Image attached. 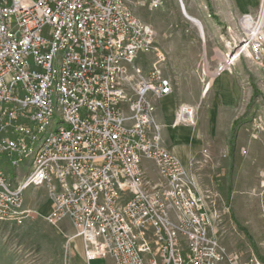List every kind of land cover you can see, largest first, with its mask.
Here are the masks:
<instances>
[{
  "label": "built area",
  "instance_id": "built-area-1",
  "mask_svg": "<svg viewBox=\"0 0 264 264\" xmlns=\"http://www.w3.org/2000/svg\"><path fill=\"white\" fill-rule=\"evenodd\" d=\"M130 3L0 0V221L23 224L26 191L45 187L46 221L70 219L87 264H251L227 252L216 199L164 146L154 100L174 83L154 26ZM257 26L252 43L221 53L218 74L246 48L257 54ZM175 117L174 127L195 125L196 109L182 104Z\"/></svg>",
  "mask_w": 264,
  "mask_h": 264
},
{
  "label": "rangeland",
  "instance_id": "rangeland-1",
  "mask_svg": "<svg viewBox=\"0 0 264 264\" xmlns=\"http://www.w3.org/2000/svg\"><path fill=\"white\" fill-rule=\"evenodd\" d=\"M156 1L131 0L156 29L159 45L172 53L180 50V44L196 40V46L188 50L200 55L196 70L183 72L188 79L182 87L177 86L172 64L162 66L174 80L178 108L194 105L197 116L195 125L170 127L179 139L168 129L171 137L163 136L164 146L180 149L200 178L201 188L216 199L212 210L222 215L216 229L227 252L251 264H264V44L257 54L243 53L232 70L221 74L216 70L230 43L246 38L247 21L253 28L261 24L264 32L262 0ZM191 16L210 25L205 38L200 20ZM153 62L150 56L144 72ZM190 77H197L199 94H195L196 80ZM24 197L31 216L20 225L0 221V264H78L81 256L87 264L70 219L58 224L46 221L53 207L48 190L32 188ZM94 264L113 262L107 258Z\"/></svg>",
  "mask_w": 264,
  "mask_h": 264
},
{
  "label": "crops",
  "instance_id": "crops-1",
  "mask_svg": "<svg viewBox=\"0 0 264 264\" xmlns=\"http://www.w3.org/2000/svg\"><path fill=\"white\" fill-rule=\"evenodd\" d=\"M130 8L132 9V11H134L144 22L147 23V21L141 16L142 15V11L141 9H139L138 7L134 6V3L132 4V2L130 3ZM253 9V7H252ZM191 18L194 19H198L200 20L201 24L203 25V38H205V34H206V30L210 33L211 28L210 25L208 23H206L204 21V19H200L199 17L195 16ZM192 20V21H193ZM194 22V21H193ZM194 24H197L196 22H194ZM199 26V24H197ZM200 28V26H199ZM156 30V29H155ZM202 30L200 28L201 34H202ZM157 33V31H156ZM192 40V39H191ZM158 41V39H157ZM196 42V40H195ZM195 42L191 41V42H187L186 45L180 44L179 48L180 50L176 51L174 50V52L170 53L168 51H165L164 48H162L159 45V41H158V45L159 47L162 49V51L166 54L167 56V60L166 63H171L174 71H176L177 75L175 77V80L178 81L177 86H181L182 87V83L184 79H188V77L183 76V72L186 71H191V70H196L197 66L196 63L199 61L200 55H198L197 53L193 52L192 50H188V48L190 47H195ZM182 43V42H181ZM205 54H206V49H205ZM150 60V57H149ZM205 61H208L207 55L205 57ZM165 63V64H166ZM225 73V72H224ZM165 76H170L167 73H165ZM193 76V75H192ZM173 79V78H172ZM190 79H195L196 82L194 83L195 85V94H199L201 92L200 89V85L198 83L197 77H190ZM174 83V80H173ZM174 86V90L172 93L168 94L165 97L159 98V99H155L154 102L156 103V117L157 120L159 122V124L162 127V132L163 130H165L163 132V136H165V138L170 139L171 137V133L168 132V129L172 132V135L174 137L175 140L179 139V134H177L176 132L172 131L174 128H178V127H174V122H175V114L177 112L178 106H177V101H176V94H175V90H176V86L175 83L173 84ZM194 106V105H193ZM170 127H172L170 129ZM168 149L171 150L173 153H175L180 159L181 161L185 164V166L187 167L188 170H190V166L189 164L185 161V156H183V154L181 153L180 149L177 147H173V146H168ZM144 164V166L146 167L148 173H151L150 171H154L157 173V168L155 166L154 163L148 161V160H143L142 162ZM98 261V260H97ZM78 264H85L84 263V259L83 256H81V258H79Z\"/></svg>",
  "mask_w": 264,
  "mask_h": 264
},
{
  "label": "bare ground",
  "instance_id": "bare-ground-1",
  "mask_svg": "<svg viewBox=\"0 0 264 264\" xmlns=\"http://www.w3.org/2000/svg\"><path fill=\"white\" fill-rule=\"evenodd\" d=\"M261 8L262 9L260 10L261 11L260 12V21H263L264 20V0H262ZM247 22H248L247 23V27H246V29H248L247 30V32H248L247 33V38H249L250 43H252V41L255 39V37L257 35V32L259 31V28L257 26L255 29H252V25L253 24L251 22H249V21H247ZM259 25H261V24H259ZM244 53H250V54H252L251 53V50L249 48H246L245 51H244ZM222 60H223V57H222Z\"/></svg>",
  "mask_w": 264,
  "mask_h": 264
},
{
  "label": "water",
  "instance_id": "water-1",
  "mask_svg": "<svg viewBox=\"0 0 264 264\" xmlns=\"http://www.w3.org/2000/svg\"><path fill=\"white\" fill-rule=\"evenodd\" d=\"M191 19V18H190ZM192 20V19H191Z\"/></svg>",
  "mask_w": 264,
  "mask_h": 264
}]
</instances>
